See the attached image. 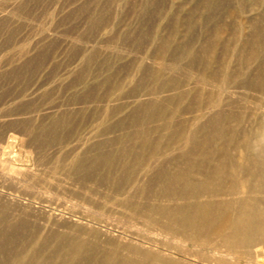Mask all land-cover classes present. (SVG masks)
Instances as JSON below:
<instances>
[{"label":"rangeland","instance_id":"374dc122","mask_svg":"<svg viewBox=\"0 0 264 264\" xmlns=\"http://www.w3.org/2000/svg\"><path fill=\"white\" fill-rule=\"evenodd\" d=\"M202 1L0 0V168L17 165L3 154L13 135L18 145L11 148L20 154L17 163L31 171L13 181L0 173V219L42 228L49 242L60 231L95 239L86 228L94 226L104 235L91 242L103 250L112 248L105 239L116 224L136 228L133 223L145 227L146 222L149 230L160 232L159 224H148L149 218L165 221L154 210L184 199L158 197L155 171L163 159L182 154L190 144L176 136L175 142L160 143L153 152L150 144L140 146L141 141L151 143L172 128L199 125L216 110L227 111L233 100L251 111L244 122L248 127L263 112L255 107L257 102L264 109V94L242 86L245 73L231 69L239 44L250 32V20L264 18V0H212L220 2L216 9L200 7ZM188 18L193 28H187ZM217 20L227 26L218 33L219 58L208 71L229 62L219 74L230 72L232 78L214 87L199 85L202 64L189 68V52H198L213 38L210 31ZM165 39L168 49L159 59L156 53ZM173 65L188 71L177 88L168 84ZM210 88L215 94L208 95ZM176 93L181 98L168 102ZM191 97H197L199 105ZM147 100L163 106L154 119L135 122V106ZM188 105L193 109L183 111ZM144 113L138 119L143 120ZM230 125L237 128L241 123ZM43 127L55 133L41 134ZM100 153L110 155V177L103 178L110 162L94 170L74 166L75 160L88 162ZM176 164L170 161L168 167Z\"/></svg>","mask_w":264,"mask_h":264},{"label":"bare ground","instance_id":"6f19581e","mask_svg":"<svg viewBox=\"0 0 264 264\" xmlns=\"http://www.w3.org/2000/svg\"><path fill=\"white\" fill-rule=\"evenodd\" d=\"M219 4L218 1L204 0L200 7L216 9ZM193 23L194 21L188 18L187 28H193ZM214 23L210 31L213 38H207L198 52L190 51L188 62L189 68L202 64L197 81L199 85L207 84L213 87L215 82L219 85L226 84L232 78L230 72L224 77L220 76L229 62L225 65L224 62L220 63L217 68L208 71V65L219 58L215 55L218 33L223 26H227L219 21ZM243 39L236 53V66L231 69L245 73L244 80H240L242 86L264 94V51L260 55L264 47V18L262 21L250 20V32ZM168 42L165 39L159 46L156 53L159 59L167 51ZM253 44L258 46L252 50L250 45ZM252 62H255L253 67L250 66ZM166 66L164 63L160 64V67ZM172 67L174 73L169 76L168 84L177 88L176 85L182 84L184 78H187L188 71L186 68L182 70L174 65ZM207 92L208 95H213L215 89L210 88ZM180 98V94L176 93L168 96L167 101L174 103L173 101ZM191 101H194L196 106L199 105L197 97H191ZM231 102L228 107L230 110H216L199 125L193 124L191 128H172L165 136L151 143L142 140L139 144H150L153 152L157 150L156 147H160V143L167 145L170 139L175 142L176 136L182 138L184 144H190L182 154L163 159L155 171L160 183L157 189L158 197L164 201L184 199L183 202L170 206L159 205L154 210L165 221L159 222L149 218L151 223L148 224H159L160 228L156 230L160 232L149 230L152 228L146 222L145 227L133 223L136 228L116 224L117 228L110 230L111 236L105 239L112 243V248L103 250L100 244L91 241H96L104 234L98 228L86 225L88 232L95 239L60 231L53 234L51 242L57 237L58 239L51 246L42 228L28 225L21 227L8 223L6 217L2 216L0 264H264V109L263 105L257 102L255 107L261 108L263 112L255 115V125L248 127L244 125L251 114V111L244 110L248 106L238 104V99ZM162 106L160 102L152 100L137 104L133 113L134 116L139 115L134 121L148 122L154 119ZM192 109L193 107L188 105L183 111ZM141 111L145 112L143 120L138 119ZM58 121L59 119L54 125ZM232 121L241 123V126L235 128L230 125ZM145 128L149 130V127ZM54 131L50 127H43L41 134H54ZM198 132H202L199 137ZM17 145V138L11 135L3 154L6 159L13 160L18 165L21 164L17 163L20 154L11 148ZM192 153L199 156L193 158ZM109 158V154L100 153L88 162L77 159L74 166L94 170L101 164L110 162ZM173 160L177 162V168L170 169L168 164ZM207 163L210 164L208 170L203 166ZM17 165L8 163L0 168L1 175L8 181H13L31 173L28 165ZM22 165L24 167H21ZM111 169L110 162L108 172L103 174V178L110 177ZM132 208L137 210L135 206ZM110 224H114V221ZM78 229L79 232L83 231L80 227ZM115 236L118 239L114 238Z\"/></svg>","mask_w":264,"mask_h":264}]
</instances>
